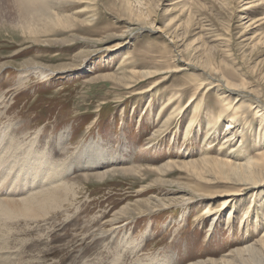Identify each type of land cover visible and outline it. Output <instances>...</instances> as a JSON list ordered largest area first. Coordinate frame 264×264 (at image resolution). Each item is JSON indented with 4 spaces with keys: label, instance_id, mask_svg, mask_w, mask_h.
<instances>
[{
    "label": "rangeland",
    "instance_id": "rangeland-1",
    "mask_svg": "<svg viewBox=\"0 0 264 264\" xmlns=\"http://www.w3.org/2000/svg\"><path fill=\"white\" fill-rule=\"evenodd\" d=\"M19 14L0 2V157L31 140L62 173L44 185V169L34 191L74 190L13 223L6 264H225L262 243L264 168L245 178L240 165L264 151V0H57L49 18Z\"/></svg>",
    "mask_w": 264,
    "mask_h": 264
},
{
    "label": "bare ground",
    "instance_id": "bare-ground-1",
    "mask_svg": "<svg viewBox=\"0 0 264 264\" xmlns=\"http://www.w3.org/2000/svg\"><path fill=\"white\" fill-rule=\"evenodd\" d=\"M0 2H11L14 5H16L17 11H18V13H20L19 14L20 17L24 18L22 21H25L26 23L30 24L32 21H34L36 19L41 20V18H46V17L49 18V15L52 14V10L55 9V4L57 3V0H0ZM248 7H251V6H247V8ZM57 20H59V18H57ZM206 68L210 72L214 71L211 69V68H213L212 66H208V67L206 66ZM38 69L39 70H37V72H36L37 75L42 76V77L48 75V73L46 71L42 70L41 68H38ZM164 73H165V71H162V70L146 72L145 77L146 78H152V77L164 74ZM225 86L228 88L227 89L228 91H232V92H238L239 90L237 88H240L239 86L234 85L230 82H226ZM201 88H203V87H200V89ZM240 89H246V88L242 87ZM223 91H224V89H223ZM199 94H200V92H199ZM196 95H197V91H195L190 96V99H192ZM237 96H239V94ZM221 97H227V96L222 95ZM170 101H171V99L168 100V103H170ZM222 101L224 102L226 100L223 99ZM226 103L227 102H225V106H226ZM229 105H230V103H229ZM176 107H177V109H180L178 105ZM197 109H196V107H193V110H192L193 112L191 115V116H193V118H191L190 124L196 118L195 113H196ZM171 114H172V112H171ZM233 119H235V118H233ZM207 125H208L207 126L208 128L211 127V126H209V122ZM230 127L234 128V125L232 126V122H230L228 124V128H230ZM5 132H6V130H5ZM4 133H3V136H0V145H2V148L4 146V140H5V134ZM263 133H264V131L259 132V134H263ZM260 138H262V137H260ZM230 140H231V138L226 136V142L230 141ZM24 144L25 143H23V144L20 143V144L16 145V147L14 148L15 151L19 150V154H21L23 152L24 157L18 155V153L15 156H13L12 154L11 155H4L3 154V156L0 157V220L5 221V222L0 221V250L6 248L7 246H9L11 244V240L15 234V233H11L12 232L11 227H13L14 222H18L20 220H23V221H25V224H28L32 220H35L37 222L40 220H43L44 218L48 217L50 214L55 212L56 209H59L60 207L62 208L63 204H65L70 199L69 195L70 194L72 195L73 194L72 192L74 190L73 187H69V185H67V184L59 183L57 185L55 184L52 187H47V188H42V189L39 188L40 190L34 191L35 188L37 187L38 177H39V175L40 176L42 175V171L44 169H47L49 171V173L46 175V177L44 179V182H45L44 185L46 183L50 184V183L58 182L59 179L57 177L60 176V174H62V173H61V170H59V168H55L56 165H53V167H51L48 164L43 163L42 160L44 158H46V160H47V157L44 154L36 155L33 152V141L30 140L28 143H26V150L24 149L25 148ZM4 149H6L5 151L11 150V149L13 150V145L12 144L6 145ZM0 153H1V151H0ZM13 154H15V153H13ZM89 154L91 155L92 153H89ZM98 158H99V156L94 157V160H93L94 163L99 162ZM40 161H42V163ZM10 162L12 165L10 164ZM18 164H20V166L16 167V165H18ZM8 165L10 167H8ZM240 166H242L244 168L245 178H249V177L253 176L255 171H259V173H262L261 169L264 168V151L254 161H250V162H248L244 165H240ZM129 170H131V168ZM105 173L106 172H103V174L100 173L99 177L101 178L102 176H104ZM42 177L44 178L43 175H42ZM84 177H87V176L85 175ZM251 180H253V179H251ZM254 183H256V182L254 181ZM67 205L68 204H66L65 206H67ZM223 206H224V204H223ZM211 212H212L211 206H207L206 208L205 207L202 208L200 215H201V217H204V216H208L207 214H210L208 217H211L214 214V213L211 214ZM245 212L246 211L244 210V213ZM243 217L246 218L247 214H244ZM104 231H105V229H104ZM24 232L25 231L19 232V233L22 234ZM256 241H258V239ZM261 242L262 243L259 244V246H256V244L255 245L251 244L245 248L243 247V249L240 248L239 250L233 251L230 254L228 253L230 255V258L226 259L225 264H264V238L261 239ZM11 254L12 253L9 251H3V253H2V250H1L0 251V264H6V262L11 258ZM20 258L21 257H19L18 261H20ZM38 261H40V260H38ZM36 264H38V263H36ZM215 264H217V263H215Z\"/></svg>",
    "mask_w": 264,
    "mask_h": 264
}]
</instances>
